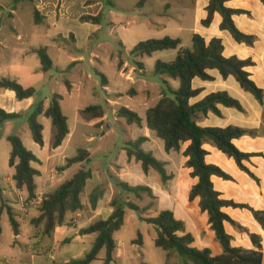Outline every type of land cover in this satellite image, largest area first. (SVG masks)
<instances>
[{
	"label": "rangeland",
	"instance_id": "1",
	"mask_svg": "<svg viewBox=\"0 0 264 264\" xmlns=\"http://www.w3.org/2000/svg\"><path fill=\"white\" fill-rule=\"evenodd\" d=\"M184 1L126 0L117 2V7L113 9L109 5V0H35L34 3L0 0V27L2 28L0 30V80H17L22 86L34 87L37 91L31 103L28 100L18 102L16 99L14 101L0 99V105L5 103L7 108L13 107L12 113L18 115V118L6 122L4 127L0 128L1 183L5 184L4 180L13 177L15 173L9 166L11 145L7 138L12 135L18 136L26 149L39 159L38 163L33 164V167L41 173L37 178L39 191L44 189V181L52 177V184L46 189V195L57 190L85 168L91 169L95 174V179L89 186L91 188L101 178H108V171L111 168L116 169L117 165L124 164L127 158L125 145L130 140L134 141L142 137L139 132L141 127L129 126L125 119L117 118L116 113L109 108L106 104L108 96L102 86L100 74L108 78L111 91L120 89L124 92L121 99L117 100L116 111L125 107L142 117L159 101L156 86L159 85L161 90L168 92V86L164 83L167 81L172 91H178L179 81L157 75L155 72L158 60L171 62L176 58L177 51L160 52L152 57L146 56L139 59L138 61L144 65V72L134 65L136 58L131 55V52L142 41L161 39L166 36L180 37L184 45L190 47L189 33L184 28L187 24L182 11ZM200 2L203 3L204 0ZM35 6L45 18L42 26L34 24L33 8ZM99 14L104 16L101 25L79 21L82 16H98ZM167 25L169 26L166 28ZM212 30L217 31L216 23ZM71 34L75 40L70 38ZM40 47H48L55 69L47 74L38 70L37 72L40 73L30 77L27 69L40 66L38 56L33 53L34 49ZM121 60L128 63L125 70L126 78L131 75L135 83L122 78L119 68ZM133 67L136 69L134 74L131 73ZM213 73L218 74L217 71ZM65 80L71 82L73 86L71 92L68 91ZM235 82L237 83L236 80ZM143 83L148 84L150 90L144 88ZM133 91L137 92V95H131ZM54 94L63 97L61 105L71 131V136L58 149H54L55 129L51 120L45 117L39 118V122L44 126L43 147L33 141L29 127L30 117L36 106L41 102L49 106ZM246 94L253 98L251 94ZM93 105H102L106 110L107 120L103 128H97L80 118L79 112ZM255 141L254 138L244 137L237 143L241 150L251 151L254 149ZM245 143H249V149L244 148ZM153 148L156 150L158 148L155 142ZM79 150L90 153V163L76 164L61 171L68 160L78 156ZM215 152L209 159L210 163L223 167L237 179H248L237 169L233 160L223 156L217 150ZM169 159L171 169L180 168L179 155L174 154ZM215 183L216 188L227 198L243 201L237 197V192L243 188V185L239 187L221 179H215ZM7 184L10 185L9 182ZM151 185L157 189L154 182ZM8 186L6 192L10 198L9 202L15 206L18 215L24 220L25 228L26 230L28 228L32 239L29 241L27 235H24L21 240V244L24 245L15 247L13 252L15 237L9 217L5 214L2 218L0 264L5 262L3 259L19 262L21 252L26 247L39 253L36 256L37 264H65L66 260L72 261L73 255L82 253L85 257L89 253L81 252V250L84 247L89 248L90 243H93L92 239H87L84 243L73 241L70 244L55 245L53 239L45 237L42 228L33 224V219L39 216L37 208H30L27 214L21 213L17 206V196L10 195V192L12 194L14 192L12 187ZM187 197L186 195V201L180 199V205L186 204ZM121 200L126 201L123 196ZM133 201L143 208L151 205L145 217L154 218L159 214L156 211L158 207L156 199L143 195L142 200L133 196ZM195 206L200 212L198 206ZM191 207L195 208L194 205ZM178 212L175 213L176 217L184 221L188 230H191L189 220L182 218ZM229 213L239 222L245 221L244 217L249 214V212L233 209L229 210ZM204 217L207 218L205 215ZM246 225L252 231V226ZM209 232V234L204 233L202 238L197 236L194 247L201 249L202 244L206 243L213 252L217 249L221 250L213 231L210 229ZM156 237L153 226L142 222L137 213L126 210L125 225L115 235L118 244L123 243V246H118L117 249L120 250L115 253L117 259L112 264H167L169 253L155 246ZM234 239H236L235 236ZM104 258L105 251H102L95 264H104ZM174 259L181 261L179 257L173 258V261Z\"/></svg>",
	"mask_w": 264,
	"mask_h": 264
},
{
	"label": "trees",
	"instance_id": "2",
	"mask_svg": "<svg viewBox=\"0 0 264 264\" xmlns=\"http://www.w3.org/2000/svg\"><path fill=\"white\" fill-rule=\"evenodd\" d=\"M13 1L35 2V0ZM119 1L126 0H109L110 7L115 9L117 7L116 3ZM227 2L228 0H210L207 7L208 16L202 22L203 26L210 27L215 15L219 14L222 17L220 26L222 31L229 32L237 43L253 47L257 38L241 32L234 21L235 16L249 14V12L231 9L227 6ZM261 2L264 4V0H261ZM33 17L35 26L44 24L45 18L36 6L33 8ZM103 18V14L98 16L85 15L79 21L101 25ZM70 38L75 40L73 34L70 35ZM224 49L221 39H213L207 42L201 35L194 34L191 47L183 46V41L180 38L166 36L161 39L142 41L131 52V55L136 58L134 65L138 67V70L144 72V65L138 61L139 59L146 56L152 57L159 52L177 51L176 58L171 62L158 60L155 72L157 75L179 81V90L172 91L169 83L164 81L165 85L168 86V92L163 91L158 103L147 110L146 125L150 131L156 134L158 139L164 142V149L167 154L175 152L181 154L184 158V169L189 170L190 177L196 180V184L189 194V202H199L200 211L207 215L211 229L215 233L216 241L222 247V255L213 256L209 249L198 250L193 247L195 238L187 232L186 224L178 220L172 211H161L156 217L148 218L145 217V214L151 208V205L143 208L126 200L124 196L126 201L123 202L121 200L122 195H116L111 202V207L114 209L112 215L106 221L98 220L88 228L80 231L81 236L96 234L97 239L91 251L82 260L75 261L76 264L96 262L102 251H105L104 264H112L115 261L118 242L115 240L114 235L125 225L126 210L137 213L142 222L153 226L157 234L154 242L155 246L169 253V261L172 260V256L176 255L181 259L182 264H262L264 257L262 236L251 233L248 228L225 213L224 209L233 208L251 212L263 231L264 211L256 210L249 204L237 203L223 198V194L215 189L213 178L217 177L229 182H235L236 180L221 167L207 162V158L210 156L207 149L209 146L233 160L240 171L260 185V179L249 165H253V158H264V155L243 152L235 145V141L244 137H261V131L236 126L226 128L201 126V123L210 114L221 116L220 106L235 109L241 113L245 112L241 102L230 96L228 92L212 93L196 104L191 103L193 99L199 97L202 93V90L194 88V81L199 79L203 82H213L214 77L210 75V71H218L225 80L233 77L244 92L251 94L260 105H264V90L257 86L248 72V69L254 67L255 63L251 59L226 58ZM33 53L40 60V72L47 74L55 69L48 47L36 48ZM123 65L124 62L121 60L119 67ZM100 75L102 85L106 86L107 77L103 74ZM64 83L68 91L71 92L73 88L71 82L65 80ZM0 89L14 92L18 102L29 100L37 94L34 87L26 88L17 80L12 79L0 80ZM131 95L135 96L137 93L133 91ZM62 101L63 97L61 95L54 94L48 108L41 102L34 109L30 117L29 127L33 141L39 146H44V126L39 122V118L42 116L51 120L55 129L54 149L60 148L70 135L68 118L63 113ZM79 115L84 122L100 128L106 110L102 105H93L80 111ZM117 117L125 119L129 126H142L141 116L128 108H121L117 112ZM16 118H18L17 114H8L0 108V128L4 127L6 122ZM7 140L11 145L9 166L15 171L13 175L15 187L19 194L26 197V204L32 207L38 198L37 178L41 175L33 167V164L38 163L39 159L26 149L18 136H9ZM146 141L147 139L144 137L128 141L124 148L127 157L129 161L135 159L136 162L140 163L146 175L151 170L157 172L164 187H167L174 176L168 174L164 162L157 159L153 153L144 150L143 146ZM78 153L77 157L67 161L61 171H65L76 164L90 163L89 152L79 150ZM92 177V170L85 168L79 171L71 180L62 184L57 190L48 193L44 197L41 205L37 207L39 216L33 219V224L42 228L45 237L53 239L56 229L65 224L66 217L69 214L84 210L83 196L86 193L88 181ZM116 187L122 194L133 195L138 200H142L143 195L155 199L153 190L150 187L131 186L121 180L116 181ZM104 193L105 190L102 187H98L92 192L90 203L94 209ZM5 213L9 217L14 234L19 236L21 224L17 219L18 211L5 202L0 206V234L2 233L1 221ZM226 224H229L237 232L248 235L254 248L248 250L235 247L232 243L233 237L226 230Z\"/></svg>",
	"mask_w": 264,
	"mask_h": 264
},
{
	"label": "crops",
	"instance_id": "3",
	"mask_svg": "<svg viewBox=\"0 0 264 264\" xmlns=\"http://www.w3.org/2000/svg\"><path fill=\"white\" fill-rule=\"evenodd\" d=\"M209 1L210 0H204L203 3H201L200 0H185L184 1V6H183L182 11L184 12L185 21L187 23L184 28L189 33L188 38H190L189 40L191 41V45H192V37L194 34L201 35L207 42H210L213 39H221L224 44V48H225L224 56L226 58L237 57L241 60L251 59L255 63V66L249 68L248 72L251 74V79L257 84V86L261 88L262 90H264V4L261 2V0H228L227 2V6L231 9L244 10V11L249 12V14H243V15H238L234 17V21L238 29L241 32L247 35L255 36L257 38L255 45L253 47H249L245 44L237 43L233 39L232 36H229L231 35L229 32L221 30L220 26L222 23V17L219 14L215 15L213 23L210 27L207 28L203 26L202 22L206 20L208 16L207 7L209 5ZM215 23L217 25V31L212 30V27L215 25ZM168 26L169 25H167L166 28ZM177 38H180V37H177ZM183 46H185L184 41H183ZM127 67H128V63L126 62L124 63L122 67H119L120 74L122 78L128 79L130 83H135L136 81L131 77V75L126 78L125 70ZM40 68H41V64L35 69H27L28 70L27 74H29L30 77L36 76L37 73H40V72H37ZM135 72H136V69L133 67L131 69V73L134 74ZM210 75L214 77L213 82H203L199 79H196L194 81L193 83L194 88L202 90V93L199 97L193 99L191 103L196 104L202 101L205 97H207L208 95L212 93L224 91V92H228L230 96L240 101L245 112L241 113L235 109H229V108H224L220 106L219 108L221 110V116L210 114L208 118L205 119L201 123V126L202 127H218V128L236 126V127L245 128V129L260 130L262 135L261 137L254 138L256 141L253 144L254 149H251V151H243L238 147L237 142L241 141L243 138L240 140H236L235 145L243 152L261 153L264 155V105L263 106L260 105L254 97L252 98L251 96L246 94V92H244L241 89L240 85L235 82L233 77H230L227 80H225L222 78L219 72L218 74H214L213 71H210ZM143 85H144V88H146L147 90H150L149 89L150 87L148 86V84L143 83ZM156 87L159 92L158 100H160L163 90L160 89L159 85ZM103 88L108 96L106 104L117 115V112H118L116 111V107L118 105L117 100L121 99V97L124 95V92L120 89L111 91L110 82L108 78H107V85L103 86ZM0 99L3 101L6 99H8L9 101H14L16 99V94L9 90L0 89ZM32 100H33L32 98L29 99L28 100L29 103H31ZM45 107L48 108L49 106L45 105ZM0 108L5 110L8 114H12V112L14 111L13 107L7 108L5 103H2L0 105ZM141 118L143 122H142V126L139 132H141L142 137L147 139L146 143L143 146L144 150L147 152L153 153L159 158L160 161L166 164V169H167L168 174L174 176L173 180L168 184L167 187H164L162 180L157 172H155L154 170H151L149 174L146 175L142 170L141 164L136 162L135 159L129 161L128 157L126 158L124 164L117 165L116 169L111 168L110 171H108V175H109L108 178L106 179L101 178L99 182L94 183L92 187L89 188L90 183L93 182L95 179V174L93 173V177L90 181H88V184L86 187V193L83 196L84 210L78 213L69 214L66 217L65 224L56 229L54 233V237H53V241L55 245H59L60 243L70 244L73 241L84 243V241H86L87 239H92L93 243H90V247L82 248L81 252L91 251L92 245L97 239V235L93 234V235L81 236L80 231L88 228L90 225H92L94 222L98 220L106 221L112 215L114 211V209L111 207V202L116 195H122L126 198V200L135 203L133 201V195H124L116 187L117 180H121L123 182L129 183L131 186L150 187L153 190L156 201H158V207L156 211L158 212L172 211L174 214L179 211L178 213L180 214L182 218H187L191 224V230H188L187 228V232L192 234L193 237L195 238L193 247L197 243V239H198L197 236L202 238L204 233L205 234L206 232H208V234L210 233L209 230L211 229V226L208 222V217L206 214H203L200 211L199 202L198 201H195L193 203L189 202V194H190L192 187L196 184V180H193L190 177L189 170L184 169V162H185L184 158L182 157L181 154L175 153V152L167 154L164 149V142L162 140L161 142L160 139L158 140L156 134L147 129L146 114L144 117L141 116ZM106 120H107V114L102 120V126L100 128H103ZM132 126H137V125H132ZM70 136H71V133L68 137ZM154 142L158 146L157 150L153 148ZM243 146L246 149L250 148L249 143H245ZM207 149L210 152V156L207 158V162L209 164H212L209 162V159L214 156V154L216 153L215 150L217 149L209 147V146L207 147ZM174 154L180 156L181 166L179 169L177 168L171 169V163H170L169 157ZM252 162H253V165H249V167L255 173V175L260 179V185H258L254 180H252L245 173L244 174L248 177V179H245V178L237 179L235 176L229 173L236 181L235 182L225 181L229 183H234L239 187L243 185V188H241L237 192V197L241 198L243 201H235L233 199H229L225 196V194L222 191H219L216 188L215 179H220V178L214 177L213 183H214L215 189L218 192L223 194V198L228 199V200H233L237 203L249 204L256 210L264 211V158L256 157V158H253ZM221 168L224 169L223 167ZM237 169L239 170L238 167ZM8 182L10 183L9 186L7 184ZM152 182L155 183L157 187V189L155 188L156 190L151 185ZM4 183L5 184H2L0 180V206L3 202H5L8 205L12 206L17 211L15 206L9 202L10 198L9 196H7V192H6V187L8 186V187H12V191L14 192L13 194L10 192V195L12 197L14 195L17 196L19 194L18 190L15 187L13 177L5 179ZM98 187L104 188L105 193H104V196L98 201V204L96 208L94 209L90 203V196L92 192ZM186 195L188 196L187 197L188 201L186 202V204L183 203V205H180V199L182 198L184 201H186ZM192 205H194L195 207L194 209L191 207ZM195 205L198 206L200 212H198ZM231 209L233 208H226L224 209V212L227 213L236 222L248 228L251 233L262 236L263 238L262 245H263V253H264V231L262 227L260 226V224L254 219L252 213L247 210H240L244 212H249V214H247L244 217L245 221L239 222L238 220H236L230 215L229 210ZM233 210H239V209H233ZM204 215L207 218H205ZM17 219L19 223L21 224V233L19 236H16L12 230L13 236L15 237V242L13 243V246H14L13 252H15L14 250L15 247H19V246L22 247L24 245V244L23 245L21 244V240L24 235H27L29 241H31L32 239V237L29 236L28 228L27 230L25 228L26 225H24L25 224L24 220H22L19 215ZM246 224H249L250 226H252L253 228L252 231L249 227H247ZM1 227H2V221H1ZM226 230L233 237L232 243L235 247L245 246L242 248H245L248 250H251L254 248L248 235L237 232L229 224H226ZM70 233H72V235H70ZM2 234L3 232L0 234V238L2 237ZM115 235H114V238H115ZM214 236H215V233H214ZM234 236L236 237V239H234ZM215 240H216V236H215ZM204 249H209L206 243H203L201 249H198V250H204ZM119 250L120 249H117L116 253ZM211 252L213 256H220L222 255L223 250L221 247V250L217 249L215 252L211 250ZM38 254L39 253H35V251H32L31 248L26 247L25 250L21 252V257H20L19 262H14L13 260L9 261L7 259H3L5 261L3 264H37L36 256H38ZM1 256L2 255H0V258H2ZM83 258L85 257H83L82 253L73 255L71 259L72 261L66 260L65 264H76L75 261L82 260ZM115 258L117 259L116 255H115ZM173 258L177 259L178 256L176 255L172 256V260L170 261L168 260L167 264H182V262L179 260L174 259L175 261H173ZM96 262L92 264H95ZM262 264H264V257H263Z\"/></svg>",
	"mask_w": 264,
	"mask_h": 264
},
{
	"label": "built area",
	"instance_id": "4",
	"mask_svg": "<svg viewBox=\"0 0 264 264\" xmlns=\"http://www.w3.org/2000/svg\"><path fill=\"white\" fill-rule=\"evenodd\" d=\"M52 184V177L48 178L44 182V189L39 191L37 200L33 203L32 207L37 208L43 202L44 197L46 196V189L49 188ZM17 206L21 213L27 214L30 208L26 204V197L23 194L17 195ZM118 246H123V243H119Z\"/></svg>",
	"mask_w": 264,
	"mask_h": 264
}]
</instances>
